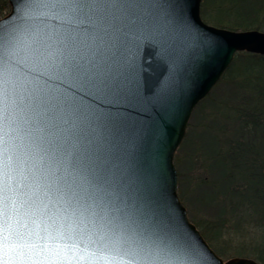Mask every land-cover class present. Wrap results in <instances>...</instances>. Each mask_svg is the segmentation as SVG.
I'll return each instance as SVG.
<instances>
[{
    "label": "snow or ice",
    "instance_id": "snow-or-ice-1",
    "mask_svg": "<svg viewBox=\"0 0 264 264\" xmlns=\"http://www.w3.org/2000/svg\"><path fill=\"white\" fill-rule=\"evenodd\" d=\"M172 2L22 0L14 9L23 12L20 23L0 22V156L7 157L3 175L15 169L19 176L0 189V250L14 254L5 264L80 259L53 245L81 236L93 248L91 264H209L206 251L179 232L166 239L142 221L127 173L98 138L62 114L58 88L49 83L90 85L103 76L102 83L114 85L129 39L139 34L155 40L167 59L174 39L169 21L142 9ZM18 136L32 152L14 162Z\"/></svg>",
    "mask_w": 264,
    "mask_h": 264
},
{
    "label": "water",
    "instance_id": "water-1",
    "mask_svg": "<svg viewBox=\"0 0 264 264\" xmlns=\"http://www.w3.org/2000/svg\"><path fill=\"white\" fill-rule=\"evenodd\" d=\"M21 2L8 0L9 11L0 17V22L20 23L16 18L23 16V12L14 9ZM200 2L173 0L163 10L148 5L142 9L145 16L164 14L169 21L174 39L167 59L161 58L155 40L139 34L129 39L114 85L102 83L103 76L90 85L72 79L49 83L58 88L62 114L70 116L76 127L98 138L112 154L113 162L127 173L135 194L134 211L147 226L166 239L179 232L189 244L206 251L211 258L209 264H258L239 256L224 261L190 221L177 193L173 157L194 107L229 67L235 52L264 55V31L230 30L208 24L201 18ZM18 127L21 132L26 128L19 117ZM13 143L15 148L10 155L14 162L31 154L26 139L18 136ZM6 159L0 156V189L5 183L13 187L19 179L15 169L3 175ZM56 245L69 256L74 252L80 258L69 259L65 264H91L86 258L93 248L85 236L58 240L53 247ZM13 258V252L0 250V264Z\"/></svg>",
    "mask_w": 264,
    "mask_h": 264
},
{
    "label": "trees",
    "instance_id": "trees-1",
    "mask_svg": "<svg viewBox=\"0 0 264 264\" xmlns=\"http://www.w3.org/2000/svg\"><path fill=\"white\" fill-rule=\"evenodd\" d=\"M8 10V0H0V17ZM200 15L214 26L264 31V0H201ZM195 109L203 113L204 121L196 136L201 141L196 151L198 156L206 157L210 172L208 180L199 179L204 192H198L201 195L195 201L202 198L216 219L197 220L188 210L189 219L212 248V242H218L213 249L219 255L232 250L247 256L249 251L264 262V138L252 139L257 134L264 136V55L236 52L229 67ZM189 128L188 123L182 142ZM176 154L178 195L187 205ZM189 201L194 202V198L189 197ZM223 216L230 217L229 226L220 223ZM233 238L237 241L232 245Z\"/></svg>",
    "mask_w": 264,
    "mask_h": 264
},
{
    "label": "rangeland",
    "instance_id": "rangeland-1",
    "mask_svg": "<svg viewBox=\"0 0 264 264\" xmlns=\"http://www.w3.org/2000/svg\"><path fill=\"white\" fill-rule=\"evenodd\" d=\"M209 2L207 1V5L211 6L209 4ZM211 3H215V0H211ZM203 107H204V105H203ZM202 114L203 113H201L199 109H197V110L193 109L191 116H190V119L188 121V123L190 124L189 134H188L186 140H184L185 142H181L182 144L180 143V145L176 149L175 153L178 154V160L180 163L179 165L181 167L180 170L183 174L182 175L183 178L181 179V182H182L183 189H185L183 191L186 193L185 197H183V198H184L187 205H185L184 203L183 204L185 205L187 212H188V210H189V212L191 211L190 212L191 216H193L197 220L206 219L207 221L208 220L214 221L216 218H214V216H213L211 210L208 208V206L204 205V202L201 201L202 198H200V202L195 201V199H197V196H200L201 193L204 192V189H203L204 187L200 184L199 179L202 181L204 179L208 180V176H210V172H208V167L206 166V162L204 161L206 159V157H204V155L198 156V152L196 151V145H199L201 147V141L199 140V137L196 138V136H198V133L201 129V126L204 123L203 118L201 117ZM204 115H205V113H204ZM186 130H187V128H186ZM262 138H264L263 135L257 134L252 139L255 141H257V140L260 141V140H262ZM201 154H203L202 148H201ZM198 192H201V193H198ZM186 195H187V198H186ZM189 197L194 198V202H190ZM223 218H224V220H223ZM221 219H219L220 223H224L225 225L229 226V223H228V221L230 220L229 216H223ZM256 240L257 241L259 240L258 237H256ZM235 241H237V240L234 238L231 239L232 245L235 243ZM217 245H218L217 241L212 242L213 248H215V246L217 247ZM247 252H248L247 256L246 255L239 256L237 254H241V253H235L232 250H230V251L228 250L226 253H223L222 255H219L218 253L217 254L220 257H222V259L224 261L228 260L231 257H235V256L251 258L255 261H256V259L262 261L261 259H259V256L257 254L251 253L249 251H247ZM256 262L258 264H260L258 261H256Z\"/></svg>",
    "mask_w": 264,
    "mask_h": 264
}]
</instances>
